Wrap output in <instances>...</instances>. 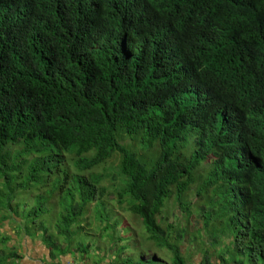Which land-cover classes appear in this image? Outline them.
<instances>
[{
	"label": "trees",
	"instance_id": "obj_1",
	"mask_svg": "<svg viewBox=\"0 0 264 264\" xmlns=\"http://www.w3.org/2000/svg\"><path fill=\"white\" fill-rule=\"evenodd\" d=\"M0 157L49 186L0 227L51 262L87 252L90 219L113 239L110 186L160 264L196 231L162 226L169 199L206 232L189 264H264V0H0ZM10 240L0 264H22Z\"/></svg>",
	"mask_w": 264,
	"mask_h": 264
},
{
	"label": "rangeland",
	"instance_id": "obj_2",
	"mask_svg": "<svg viewBox=\"0 0 264 264\" xmlns=\"http://www.w3.org/2000/svg\"><path fill=\"white\" fill-rule=\"evenodd\" d=\"M25 158L28 159L27 157ZM8 163L10 164L9 160ZM2 165H4L3 168ZM6 166L8 165H5V163L3 162V158L0 157V202L2 204L6 202H9V204H15L25 201L28 203V205H34L36 203L37 194L42 191L46 192L49 188L48 185H41L38 182L29 180L27 163L22 165L20 174L7 172ZM106 174L108 176L100 181L102 185H106V182H111L110 171H106ZM105 192L107 199L110 202L109 205H107L108 209L106 211L108 212V215H110L109 218H111L110 220H108V222L111 223L112 219L116 220L115 229L117 233L115 232V234H113L111 230L113 239L110 240L104 234L100 233L98 221L94 222L92 219L88 220L92 225L88 226V228L86 229L87 235L83 236L80 240L83 241V244L86 245V247H88L91 242H93V244L88 248L87 252L83 253V256L89 259L91 257H97L98 255L107 254L106 259H110L111 256L109 254H111L116 259V263L123 259L124 264H133L136 262H140V256L146 260L150 258L149 260H147V264H160L159 261H156L155 258H160L168 263H171V253L165 248H159V250L156 249L155 246H153L156 244L152 241L151 242L153 245L147 244L145 240L146 234L138 219L132 216L131 213L125 212L124 210L116 206L115 188L107 186ZM48 204H50L49 201ZM3 212L4 210L0 207V215ZM85 216H88V212L85 213ZM184 223L186 224V226H188L189 230L196 229V231L193 232V236H189V243H177L184 259L186 257V260L189 264V262H191L189 261V259L199 260L202 258V255L200 254V252L196 251V248L194 246L198 245L197 240H199L202 245H206V232L202 226L201 216L196 217L194 215V212L191 211L189 213V216L185 218L183 216V208H178L177 204L173 202L172 199H169L168 203H166L164 207V217L161 222L162 226L165 227L168 224L172 226L177 225L172 232L173 236L176 233V230L181 228L180 225H183ZM192 224H194L195 226H193ZM16 230L17 226L9 224V221L7 219L6 222H4V226L0 227V232L2 231L3 235L9 236V232H13L12 245H16L17 252L22 255V264H28L31 261L33 264H51L48 258V251L46 250V256L42 257V255L39 254L36 249V247H43L40 241H31L29 238L23 236H18L21 238L16 239V237H13L15 234H17ZM99 234L102 235L101 239H99ZM116 236L122 239L119 243H116ZM220 239V248H224V244L227 243V240L223 238ZM8 243H10V241L6 242L7 245H10ZM122 244L124 245L126 250L124 251V253L122 251H119V253H117L115 251V246L118 247ZM33 248H35L34 251L36 252V254L31 255L29 253L33 251ZM74 250L77 251L76 247ZM67 256H69V258L66 260ZM78 262H81V264H85L84 261H79L76 256H72L69 252L61 254L54 259L55 264H78ZM215 264H217L216 259Z\"/></svg>",
	"mask_w": 264,
	"mask_h": 264
},
{
	"label": "crops",
	"instance_id": "obj_3",
	"mask_svg": "<svg viewBox=\"0 0 264 264\" xmlns=\"http://www.w3.org/2000/svg\"><path fill=\"white\" fill-rule=\"evenodd\" d=\"M6 222V221H5ZM13 232H9V237H11V240H10V244H12V234ZM14 238L16 237V239H18L19 237L18 236H13ZM35 248H33V251H31V255H34L36 254V252L34 251ZM37 251L39 254L42 255V257H45L46 256V248L43 246V247H36ZM95 250V249H94ZM126 249L123 250V252L125 251ZM48 251V250H47ZM44 255V256H43ZM111 256L110 259H106L107 258V254L106 255H98L97 257H91V258H87V257H84L83 254H80V256H76L77 259H79V261H84L85 264H124L123 262V259H121L118 263H116V259L114 258L113 255L109 254ZM74 256V255H73ZM69 258V256L66 257V260ZM112 259V261H111ZM114 260V261H113ZM200 260V259H199ZM199 260H195L196 262L199 261ZM140 261H141V264H147V260L144 259L143 257L140 256ZM51 264H55L54 263V260L51 262ZM28 264H33L32 261ZM78 264H81V262H78Z\"/></svg>",
	"mask_w": 264,
	"mask_h": 264
},
{
	"label": "clouds",
	"instance_id": "obj_4",
	"mask_svg": "<svg viewBox=\"0 0 264 264\" xmlns=\"http://www.w3.org/2000/svg\"><path fill=\"white\" fill-rule=\"evenodd\" d=\"M15 236H16V235H15ZM148 259H149V258H148ZM148 259H147V260H148Z\"/></svg>",
	"mask_w": 264,
	"mask_h": 264
}]
</instances>
